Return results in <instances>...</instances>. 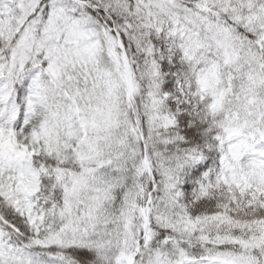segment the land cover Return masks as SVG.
Masks as SVG:
<instances>
[{
	"label": "snow or ice",
	"instance_id": "obj_1",
	"mask_svg": "<svg viewBox=\"0 0 264 264\" xmlns=\"http://www.w3.org/2000/svg\"><path fill=\"white\" fill-rule=\"evenodd\" d=\"M0 264H264V0H0Z\"/></svg>",
	"mask_w": 264,
	"mask_h": 264
}]
</instances>
